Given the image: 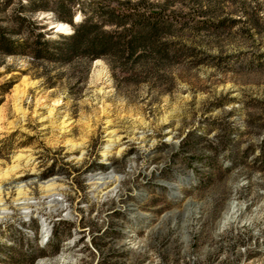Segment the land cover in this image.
<instances>
[{
    "label": "rangeland",
    "instance_id": "rangeland-1",
    "mask_svg": "<svg viewBox=\"0 0 264 264\" xmlns=\"http://www.w3.org/2000/svg\"><path fill=\"white\" fill-rule=\"evenodd\" d=\"M166 8L189 48L142 76L0 53V264H264V0Z\"/></svg>",
    "mask_w": 264,
    "mask_h": 264
},
{
    "label": "trees",
    "instance_id": "trees-1",
    "mask_svg": "<svg viewBox=\"0 0 264 264\" xmlns=\"http://www.w3.org/2000/svg\"><path fill=\"white\" fill-rule=\"evenodd\" d=\"M38 1L0 0V10L7 11L0 16L6 20L0 21V53L59 62L103 57L112 70L129 78L173 61L179 49L189 48L169 37L187 19L166 8L168 0H55L53 6ZM39 9H52L57 22L69 24L71 30L52 36L45 22L31 15ZM6 145L0 139V154Z\"/></svg>",
    "mask_w": 264,
    "mask_h": 264
},
{
    "label": "bare ground",
    "instance_id": "bare-ground-1",
    "mask_svg": "<svg viewBox=\"0 0 264 264\" xmlns=\"http://www.w3.org/2000/svg\"><path fill=\"white\" fill-rule=\"evenodd\" d=\"M55 28L56 29H67L68 28V24L67 23H64V22H56L55 23ZM91 177L94 180L95 179H98V181H100V182H105V178H110L111 177V174L110 173L98 174V175L97 174H94V175H91ZM168 185H169L170 188L174 187L173 184H168ZM176 193H177L176 190H172V194L176 195ZM19 203H23V202L21 201ZM231 209H232V207H231ZM41 231H42L43 237L46 238V236L48 235V233L50 231V226L48 224H43L42 225V228H41Z\"/></svg>",
    "mask_w": 264,
    "mask_h": 264
},
{
    "label": "water",
    "instance_id": "water-1",
    "mask_svg": "<svg viewBox=\"0 0 264 264\" xmlns=\"http://www.w3.org/2000/svg\"><path fill=\"white\" fill-rule=\"evenodd\" d=\"M53 26L55 27V24H53Z\"/></svg>",
    "mask_w": 264,
    "mask_h": 264
}]
</instances>
